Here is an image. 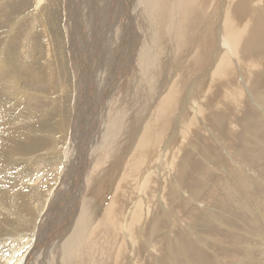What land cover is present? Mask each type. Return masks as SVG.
<instances>
[{
    "label": "bare ground",
    "instance_id": "obj_1",
    "mask_svg": "<svg viewBox=\"0 0 264 264\" xmlns=\"http://www.w3.org/2000/svg\"><path fill=\"white\" fill-rule=\"evenodd\" d=\"M221 1V7H215L214 0L35 1L37 8L46 2L65 8L75 138L65 152L63 178L40 223L42 237L19 264H120L118 258H125L128 249L132 264L148 262V239L144 245L139 242L138 249L134 239L138 227L143 236L148 231L142 225L147 203L140 197L132 201L137 193L148 200V179L153 177L148 171L154 167L160 175L164 168L175 167L185 141L198 134L199 119L211 113L224 123L227 118L220 108L241 107L245 94L236 68L254 86L264 80L258 75L264 66L263 28L255 12L251 14L252 1ZM46 17L57 24L54 12ZM123 17L124 27L114 29ZM221 131L222 138L232 135L231 126ZM121 137H136L137 142L130 145L132 155L119 187L114 178L112 202L97 218L98 209L88 197L92 177L105 164L101 156L112 158L122 147Z\"/></svg>",
    "mask_w": 264,
    "mask_h": 264
},
{
    "label": "rangeland",
    "instance_id": "obj_2",
    "mask_svg": "<svg viewBox=\"0 0 264 264\" xmlns=\"http://www.w3.org/2000/svg\"><path fill=\"white\" fill-rule=\"evenodd\" d=\"M35 1L0 0V264H19L40 238V223L63 178L65 152L75 138L65 8L47 2L37 8ZM214 1L215 7L222 6L223 1ZM250 1L251 14L258 17L264 35V0ZM53 12L57 24L45 21ZM121 19L112 24L114 29L124 27ZM263 67L258 75L264 79ZM235 71L245 94L243 106L232 105L225 111L219 107L227 118L224 123L211 113L208 119H199L195 129L199 132L185 141L175 167L164 168L160 175L154 167L148 171L153 175L148 179L152 182L148 200L141 193L132 199L140 197L147 203L142 225L148 231L143 236L138 227L134 238L135 249L148 239L146 264H264V80L254 86L239 68ZM228 125L229 144L221 131ZM120 141L122 147L114 157L101 156L105 164L92 177L88 197L98 209L97 218L112 202L115 177L119 187L132 155L130 145L137 138ZM125 258H118V263L132 264L129 249Z\"/></svg>",
    "mask_w": 264,
    "mask_h": 264
}]
</instances>
